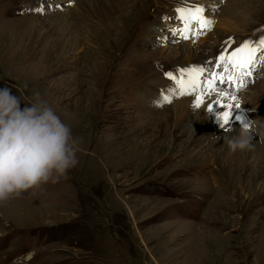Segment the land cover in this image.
Here are the masks:
<instances>
[{"label":"rangeland","instance_id":"rangeland-1","mask_svg":"<svg viewBox=\"0 0 264 264\" xmlns=\"http://www.w3.org/2000/svg\"><path fill=\"white\" fill-rule=\"evenodd\" d=\"M127 1L0 0V89L39 92L80 141L67 179L0 206V264H264V142L229 156L207 127L189 140L201 96L238 101L236 129L264 118L259 54L244 88L207 90L221 52L264 39V0ZM198 6L214 27L183 39L177 9ZM162 67L203 69L201 87L180 95Z\"/></svg>","mask_w":264,"mask_h":264},{"label":"clouds","instance_id":"clouds-1","mask_svg":"<svg viewBox=\"0 0 264 264\" xmlns=\"http://www.w3.org/2000/svg\"><path fill=\"white\" fill-rule=\"evenodd\" d=\"M25 103L22 108L21 104ZM239 128L225 129L228 155L249 152L253 141L264 142V118L238 115ZM80 141L39 92L26 102L0 89V206L41 185L67 179L78 163Z\"/></svg>","mask_w":264,"mask_h":264},{"label":"snow or ice","instance_id":"snow-or-ice-1","mask_svg":"<svg viewBox=\"0 0 264 264\" xmlns=\"http://www.w3.org/2000/svg\"><path fill=\"white\" fill-rule=\"evenodd\" d=\"M33 11L43 12V8L38 7L33 9ZM177 12L179 14V19L184 24V28L180 30L182 31L183 39H189V33L196 38H199L200 35L210 32L214 27V21L205 16V8L203 6H198L193 9L179 8L177 9ZM193 26H196V28ZM226 43L230 49L234 41L230 38ZM258 54L260 57L259 62L264 63V39L259 41L258 46L252 40H246L239 47L231 51L225 49L218 56L219 63L217 64V67L221 70V72L214 74L212 79L207 82V90L210 92H216L217 81L219 84L238 85L237 90L244 88L246 86V82L243 80V77L251 76L252 69L256 67L257 64ZM203 71V69L196 68L191 70H182L180 79H177V77L171 72L166 73V76L173 80L179 87L180 95H187L201 87L199 77ZM225 73L227 75H225ZM185 74L188 77L187 79L183 78ZM220 95L224 96L226 99L230 98L232 101L237 100L236 96L231 95V93L221 92ZM164 99L166 102H171L168 97H165ZM203 103L204 98L201 96L197 100L195 107L200 108ZM220 106L226 110L218 117V119L222 120L223 126H226L231 122L235 110H240V105L237 101L234 104L229 103ZM207 111L212 113L214 108L208 107ZM237 118L238 116L235 117V119Z\"/></svg>","mask_w":264,"mask_h":264},{"label":"bare ground","instance_id":"bare-ground-1","mask_svg":"<svg viewBox=\"0 0 264 264\" xmlns=\"http://www.w3.org/2000/svg\"><path fill=\"white\" fill-rule=\"evenodd\" d=\"M120 3H121V7H126L127 8V6H128V4H129V2L127 1V0H118ZM122 10H123V8H122ZM73 13L71 12V11H68V12H65L63 15H58V16H55V18L54 19H52L51 20V22H53V23H56V22H61V23H63V22H65V21H67L68 19H69V17L72 15ZM51 25V24H50ZM31 26H32V24H31ZM61 26V25H60ZM54 27V26H53ZM78 32V31H77ZM77 36V35H76ZM83 38V37H82ZM81 39V38H80ZM220 55V54H219ZM218 55V56H219ZM162 70H164V75H166V73H169V72H171V70L170 69H167V70H165V68L164 67H162ZM103 69H99L98 70V72H97V75H98V77L101 79V81H99L98 80V82L97 83H99V86H100V84L102 83V80H103ZM121 72V71H120ZM173 74V73H172ZM117 75V74H116ZM173 75H175V76H177L176 74H173ZM112 76V75H111ZM135 78H136V76H135ZM238 79H239V77H238ZM134 80V79H133ZM132 80V81H133ZM129 81V80H128ZM136 81V80H135ZM131 83V82H130ZM238 85H235V87H237ZM99 89L100 88H98L95 92L97 93V95L96 96H98L99 97V95L100 96H102V95H104V94H102L100 91H99ZM106 95V94H105ZM97 99L98 98H96V102H99V100L97 101ZM114 99V98H113ZM219 102V103H218ZM108 103V102H107ZM106 103V104H107ZM208 103H209V105H208ZM96 104V103H95ZM226 104H228V103H226V102H224V101H222V100H220L219 98L218 99H215V98H211V99H207V100H205L204 99V105H206L205 106V108L203 109V110H201V111H199V112H197V117L195 118V121H194V129L190 132V138H189V140H192V141H195V142H200V138L201 137H198L199 135H200V130H201V128L202 127H207V129L209 130V133L213 136V140H215L214 142H213V145H212V147L213 148H215L216 150L217 149H219V147H221V144L225 141V136L226 135H231L232 133H227V132H225V130L223 129V128H221L220 127V123L218 122L219 121V119H218V117L220 116V115H222L223 114V112L226 110L225 108H223V107H221L220 105H226ZM97 106V105H96ZM111 106H113V105H111ZM103 107V106H102ZM184 107V109H185V111H186V115L188 116V118H190L189 117V114L191 113V111L185 106V103L184 102H182V104H177V106H176V110H180V109H182ZM208 107H212V108H214V111L212 112V113H209L208 111H207V108ZM101 108V107H100ZM98 109V108H97ZM100 110V109H99ZM97 111V110H96ZM105 112V111H104ZM111 113V112H110ZM106 115V114H105ZM109 115V114H108ZM110 116V115H109ZM174 116H178V112H175L174 113ZM174 116L172 115V116H170V117H167V118H170V120H171V122L173 123V125L175 126V124L177 125V121L175 120V118H174ZM112 117V116H111ZM105 118H106V116H105ZM233 118H234V115H233ZM233 118H232V120H231V122L228 124V125H226V126H224L225 127V129H228V128H230V127H234L235 129H236V124L235 123H233ZM189 121V119H187V121L186 122H188ZM181 122H184L185 123V120L184 119H181L179 122H178V125L179 124H184V123H181ZM217 128H220L221 130H219V131H216L217 130ZM256 142H258V138H256L254 141H253V143H256ZM122 146V145H121ZM124 146V145H123ZM138 146H140V144H138L137 143V141L136 140H133V142L131 143V144H129V146L127 147V149L126 150H130V151H132V152H137L138 151ZM216 146V147H215ZM126 148V147H125ZM135 158V157H134ZM140 164V163H139ZM216 185V184H215Z\"/></svg>","mask_w":264,"mask_h":264}]
</instances>
